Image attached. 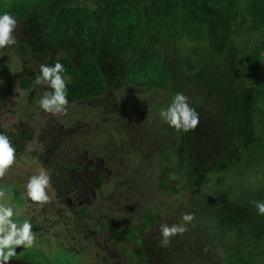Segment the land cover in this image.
Returning a JSON list of instances; mask_svg holds the SVG:
<instances>
[{
    "label": "rangeland",
    "instance_id": "374dc122",
    "mask_svg": "<svg viewBox=\"0 0 264 264\" xmlns=\"http://www.w3.org/2000/svg\"><path fill=\"white\" fill-rule=\"evenodd\" d=\"M0 4L3 10L0 14L7 9V13L17 20L13 32L17 43L0 48V127L20 126L21 130H27L30 125L37 130L36 139L19 153L13 165L0 177V193H3L0 195V207L11 208L13 212L0 225L3 229L0 238L12 234L11 225L14 224L18 232L26 222L31 225L32 236L31 244L25 241L20 245L16 243L20 237L15 235L3 249L5 254L13 251L10 258L35 264H134V258L125 251L141 246L150 247L153 252L170 249V264H221L225 254L219 245L214 246L215 233L207 232L200 224V209L193 205L190 186L185 179L187 170L180 168L176 157L180 130L170 127L159 115L175 93L186 95L189 105L201 109L195 133L204 138L195 141L197 146L192 155L195 157L198 152L197 159L199 155L206 160L211 159L209 153L218 152L220 144L214 140L215 125L210 121L214 109L203 95L178 82L173 83L177 89H172V85L165 89L139 87L125 81L121 68L112 70L103 64L100 68L103 75L110 76L107 77L112 86L109 93L97 99L73 103L67 107V114L45 112L40 108L39 100L45 91L50 92V88L46 84L34 83L31 89L23 90L19 81L29 77L34 82L40 75L41 64H46L52 56L60 57L67 53L55 54L54 50L47 48L39 52L29 24L8 10L11 0H0ZM234 24V39L239 45L245 46L250 44V40L255 42L264 38V30L257 35L246 31L241 12ZM203 47L204 44L185 39L181 43L179 40L171 41L166 50L160 47L159 42L157 45L168 67L180 64L181 68H184L182 61L185 55L193 50L200 54ZM195 58L197 60V57L193 60ZM110 63L114 67L115 62ZM260 67L264 68L263 65ZM258 72L259 76L264 75V69L259 68L249 70L242 77L250 81ZM178 78L181 79L180 75ZM16 130L18 127L12 132ZM260 136L263 139L261 148L248 153L252 158L243 157L237 169L212 176L210 182L197 192L198 201L227 191L229 198L237 204L236 209H246L264 194V135ZM205 139L214 142L209 143ZM39 151L47 155L45 160L33 158L32 155ZM67 158L77 164L98 165L105 176L97 183L91 178L86 187L77 188L75 193L69 192L70 183L64 180L63 172H57L56 166L62 160L66 162ZM171 160L176 165L170 163ZM73 170L71 172L77 175L85 172L84 167ZM41 171L50 177L45 190L49 199L44 203L34 202L27 195L28 179ZM56 174L58 177L54 178ZM164 175L167 184L161 187ZM64 189L68 190L66 197L72 202H75L72 198L75 194L88 199L86 206L92 219L87 217L84 222L76 219L80 206L63 204V196L60 198L58 192L62 194ZM185 213L194 215V219L186 224L182 220ZM147 216H153L152 224H142L139 241L131 238L118 244V249L113 244L108 245L104 221H111L121 228H132L139 224L140 218ZM96 223L100 230L95 229ZM161 224H181L187 230L172 237L167 247H162ZM209 226L213 229L212 223ZM34 236L40 238L39 241L34 240ZM19 246L23 248L15 253ZM42 255L44 259H40Z\"/></svg>",
    "mask_w": 264,
    "mask_h": 264
},
{
    "label": "trees",
    "instance_id": "16d2710c",
    "mask_svg": "<svg viewBox=\"0 0 264 264\" xmlns=\"http://www.w3.org/2000/svg\"><path fill=\"white\" fill-rule=\"evenodd\" d=\"M1 8L0 4L3 11ZM8 10L29 24L39 52L47 48L55 54L67 53L52 56L46 65H54L57 60L64 65L66 72L62 76L66 79L69 105L109 93L110 76L103 75V64L112 70L121 68L125 81L139 87L165 89L178 82L203 95L214 109L210 121L215 125L213 137L220 149L209 153L211 159L201 155L197 159L198 152L194 157L192 151L196 140H204L203 136L196 135L197 126L180 130L176 157L180 168L187 170L185 179L192 203L199 206L200 224L216 235L214 246L219 245L225 254L221 264H264V215L257 213L252 202L246 209H236L227 191L200 202L197 199V192L212 176L237 169L243 157L261 148L264 75L258 72L250 81L242 76L251 69H264L260 67L264 66V38L250 40L245 46L237 44L234 22L241 12L248 33L257 35L264 30V0H11ZM184 39L204 44V51L198 54L193 50L185 55L184 68L180 64L168 67L158 42L166 50L171 41L181 43ZM33 85L29 77L19 81L23 90ZM190 106L200 118L201 109ZM16 127L18 131L12 132ZM16 127H0V133L6 134L16 149L15 159L37 137V130L30 125L27 130ZM166 184L164 175L160 186ZM256 201H264V194ZM152 220L153 216L140 218L132 228L110 222V240L114 245L131 238L137 242L142 224L150 226ZM125 252L134 258V264L171 263L170 249L153 252L150 247L140 246Z\"/></svg>",
    "mask_w": 264,
    "mask_h": 264
},
{
    "label": "clouds",
    "instance_id": "9594fccd",
    "mask_svg": "<svg viewBox=\"0 0 264 264\" xmlns=\"http://www.w3.org/2000/svg\"><path fill=\"white\" fill-rule=\"evenodd\" d=\"M17 20L9 13L5 12L0 15V48L15 45L16 38L13 35L16 28ZM66 69L58 60L54 65H40V75L36 76L34 83L36 85H47L52 91H45L39 100V106L45 112L52 114H67V107L69 101L67 98V86L62 76ZM189 98L181 92L174 94L172 101L166 108H161L159 115L161 119L170 127L176 130L189 131L194 129L199 124V114L194 108L189 105ZM16 149L13 147L10 138L3 133H0V177L5 174V171L10 168L15 161ZM50 177L45 171H41L38 175H33L27 182V195L34 202H47L49 197L46 194V188L49 186ZM3 195V193H0ZM259 215H264V201H252ZM13 215L11 208L0 207V225H3L7 218ZM194 215L185 213L182 220L186 223L191 222ZM12 234L6 238H0V262L7 264L8 259L14 255L13 251L5 252L3 249L7 247L13 240L15 235H19L16 243H24L27 241L29 244L32 242L31 225L27 222L24 223L21 229L16 230V226L11 225ZM0 227V231H2ZM160 233L162 239L160 245L167 247L171 238L176 235H182L187 229L181 224H161Z\"/></svg>",
    "mask_w": 264,
    "mask_h": 264
},
{
    "label": "flooded vegetation",
    "instance_id": "af4514ba",
    "mask_svg": "<svg viewBox=\"0 0 264 264\" xmlns=\"http://www.w3.org/2000/svg\"><path fill=\"white\" fill-rule=\"evenodd\" d=\"M39 154H40V156H39ZM32 156L36 160H39L40 158L45 160L44 157H47V155L44 154V151L35 152L34 155H32ZM63 161L64 160H62L61 164L56 165L58 167L57 172H63L65 175H67V176H65V175H63V176H64V180L69 181V183H70L69 192L75 193L77 188L79 189V187H86V184L89 183V180L95 179V182L97 183L100 180V178H103V174H102L103 171L100 170V168H98V165H86L85 163L84 164H80V163L77 164L74 161H72V159H69V158L66 159V162H63ZM70 163H71V165H69ZM82 167H84V169H85L84 170L85 172L83 174L77 175V174H74L71 172V171H74L73 169L78 171ZM67 172H69V174ZM90 173H92L91 174L92 176H89ZM53 177L57 178L58 175L56 174V176L54 175ZM73 182H75V185L72 184ZM71 186H73V188H71ZM67 192H68V190L64 189L62 194L60 192H58V194H59L60 198H62V196H63V199H62L64 202L63 204H65L66 206H73V204H77L78 206H80V209L77 211V214H75V215H78V217L76 219L79 221H82V222H84L87 219V217L92 219L93 216L91 213L88 212V208L86 206V202L88 201V199H86L85 196L83 199H81L80 197L82 194H75L74 196H72V198H74L75 202H72V200L70 198L66 197ZM64 196H65V198H64ZM99 220L101 221V224H102L103 219L101 218ZM95 221L99 222L97 219H95ZM110 222L111 221H107V222L104 221V227L106 228V231H107V234L104 236L106 237V242L108 243V245L110 244V246H111V244H113V243L109 237L110 236L109 235L110 228L108 226V224ZM111 224L113 225L112 222H111ZM99 227L100 226L96 223L95 229L100 230ZM34 237H35L34 240L39 241L40 238H37V236H34ZM20 245H22V243ZM113 246L118 249V244L117 245L113 244ZM19 247L20 248H17V250H15L16 251L15 253H17V251L19 252L23 248L21 246H19ZM41 258L44 259L43 255L40 256V259ZM9 259L20 260V259H16V258H9ZM27 263H29V262H27ZM29 264H35V263L32 262Z\"/></svg>",
    "mask_w": 264,
    "mask_h": 264
},
{
    "label": "water",
    "instance_id": "95a60500",
    "mask_svg": "<svg viewBox=\"0 0 264 264\" xmlns=\"http://www.w3.org/2000/svg\"><path fill=\"white\" fill-rule=\"evenodd\" d=\"M0 264H2V262H0ZM7 264H29V263L21 260L8 259Z\"/></svg>",
    "mask_w": 264,
    "mask_h": 264
}]
</instances>
